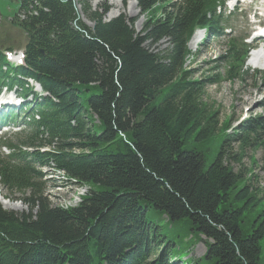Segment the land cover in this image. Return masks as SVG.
<instances>
[{"label":"trees","instance_id":"16d2710c","mask_svg":"<svg viewBox=\"0 0 264 264\" xmlns=\"http://www.w3.org/2000/svg\"><path fill=\"white\" fill-rule=\"evenodd\" d=\"M135 1L139 32L124 14L103 22L87 0L93 29L73 0H23V12L35 9L21 24L32 76L56 100L18 141L50 147L39 164L89 189L65 208L29 164L0 160L1 197L27 208L0 204V264H263L264 193L241 162L264 149V114L221 135L205 99L209 85L243 78L246 49L231 40L223 71L197 77L187 43L195 28L220 24V1ZM197 243L204 253L188 257Z\"/></svg>","mask_w":264,"mask_h":264},{"label":"rangeland","instance_id":"374dc122","mask_svg":"<svg viewBox=\"0 0 264 264\" xmlns=\"http://www.w3.org/2000/svg\"><path fill=\"white\" fill-rule=\"evenodd\" d=\"M119 1V5L110 4V0H91V6L89 3L88 4L90 10L92 11L98 10V7L106 2V4L111 8L109 17L115 15L116 13L126 14L128 20L135 17V31H140L145 17L140 16L136 4L134 5V2L129 0ZM81 14L80 18L83 24L90 25L89 27L91 28L94 23L90 21L84 13L81 12ZM219 43L220 42H213L210 46L209 44L204 45V43H202V45L197 48L196 46H189L192 57L188 58L187 65L189 68H193L197 72V77L199 76L200 78H203L208 74L207 72L211 71L212 68L216 66L222 67L218 59L224 53V49L217 48L215 46ZM166 45L167 42L162 41L157 45L156 49H164ZM263 71H258L253 74L246 73V75H243L242 79H234L232 81L224 78L218 84L209 85L207 87L205 91V99L209 103H213L214 108L219 113L222 128L224 127L221 131V135L226 130L228 133H231L236 128L240 127L247 120V118L251 116L264 114V84L263 82H260L254 85L255 79H258ZM241 163L243 167L249 168L251 170L250 172L253 176H255L253 177L251 184L253 187L258 188V194L262 195V193H264V149H257L256 151L249 152L244 155V159ZM237 167L238 166L234 164V168ZM45 171L44 181L47 185L46 194L54 203L63 204L64 207L74 206L89 189L87 186L80 187L77 183H73V181L68 180L69 178L67 179L62 174L54 172L51 169H46ZM5 193H7L5 189L0 190V195H5ZM8 197L13 198L16 196ZM0 202H3L4 206L6 205L5 209L18 212L27 210L26 206L21 204L19 200L14 201L10 199L8 202V199L0 196ZM5 202L8 203L5 204ZM249 226L250 224L247 223V225L243 228L244 234L247 233ZM204 251L205 248L203 244L197 243L188 257L201 256ZM262 263L264 264V244L262 250Z\"/></svg>","mask_w":264,"mask_h":264},{"label":"bare ground","instance_id":"6f19581e","mask_svg":"<svg viewBox=\"0 0 264 264\" xmlns=\"http://www.w3.org/2000/svg\"><path fill=\"white\" fill-rule=\"evenodd\" d=\"M112 4L114 5H119V0H110ZM133 3V2H132ZM135 5V3H133ZM197 39H198V34L195 33L192 38L189 40V46H195L197 44ZM250 64H252L253 66L259 67L261 69H264V50L259 48L257 51H254L251 55H250ZM8 202H5V204H7ZM1 205H3V202L1 203ZM4 206V205H3ZM2 206V207H3ZM6 206V205H5ZM3 208H6V207ZM16 206V205H14Z\"/></svg>","mask_w":264,"mask_h":264}]
</instances>
